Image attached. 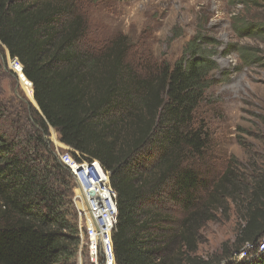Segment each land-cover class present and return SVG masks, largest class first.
Listing matches in <instances>:
<instances>
[{"label":"trees","instance_id":"1","mask_svg":"<svg viewBox=\"0 0 264 264\" xmlns=\"http://www.w3.org/2000/svg\"><path fill=\"white\" fill-rule=\"evenodd\" d=\"M107 1L125 0H0V46L21 65L40 111L22 137L0 122V264H74V181L54 154L49 128L77 160L97 159L109 172L116 264H217L196 254L197 235L228 203L239 221L221 259L252 245L227 264H264V249L256 251L264 238V165L246 173L230 158L215 176L202 166L211 138L196 111L212 85V53L194 37L171 65L144 77L124 62L116 41L90 51L82 5ZM237 26L241 35L263 32ZM252 58L242 51L243 61Z\"/></svg>","mask_w":264,"mask_h":264},{"label":"rangeland","instance_id":"2","mask_svg":"<svg viewBox=\"0 0 264 264\" xmlns=\"http://www.w3.org/2000/svg\"><path fill=\"white\" fill-rule=\"evenodd\" d=\"M82 6L86 11L80 16L83 21V16L86 18L88 28L83 47L100 53L116 41V50L124 62L144 77L155 74L162 65H171L189 40L200 38L201 47L212 53L211 59L216 63L211 73L212 85L196 111V118L204 122L211 138L203 169L215 176L230 158L237 160L246 173L252 166L264 165L263 2L250 6L246 0H125ZM240 21L263 32L241 35L237 32ZM210 41L215 46L204 44ZM243 50L251 52L253 58L243 61ZM13 60L6 47L0 46V122L8 133L22 137L40 111L31 83L27 80L26 85L19 80ZM47 139L53 151L67 150L53 128H49ZM167 213L179 218L175 208ZM238 221L234 207L228 203L199 230L196 254L219 260L217 264L244 258L247 247L241 251L243 256L233 253L229 261L221 259L231 249ZM176 226L177 222L170 230L165 226L163 234L170 235ZM79 246L74 264H91L85 248Z\"/></svg>","mask_w":264,"mask_h":264},{"label":"built area","instance_id":"3","mask_svg":"<svg viewBox=\"0 0 264 264\" xmlns=\"http://www.w3.org/2000/svg\"><path fill=\"white\" fill-rule=\"evenodd\" d=\"M54 154L74 181L71 203L76 214L79 247L85 248L91 264H116L112 234L117 224V205L109 172L97 159L77 160L69 148L64 152L57 149ZM246 247L248 251L253 249L252 245ZM263 249L264 238L256 245L257 252Z\"/></svg>","mask_w":264,"mask_h":264},{"label":"bare ground","instance_id":"4","mask_svg":"<svg viewBox=\"0 0 264 264\" xmlns=\"http://www.w3.org/2000/svg\"><path fill=\"white\" fill-rule=\"evenodd\" d=\"M11 64L13 66L14 71L17 73L19 80L23 81L26 85H29L28 84L29 82H27V80L21 74V65L19 63L14 62V61L13 62L11 61ZM25 88L27 89V92H28L29 87L26 86ZM29 95H30V93H29Z\"/></svg>","mask_w":264,"mask_h":264},{"label":"water","instance_id":"5","mask_svg":"<svg viewBox=\"0 0 264 264\" xmlns=\"http://www.w3.org/2000/svg\"><path fill=\"white\" fill-rule=\"evenodd\" d=\"M21 74L23 75L22 71H21ZM23 77L25 78V76L23 75ZM26 79V78H25ZM27 80V79H26Z\"/></svg>","mask_w":264,"mask_h":264},{"label":"clouds","instance_id":"6","mask_svg":"<svg viewBox=\"0 0 264 264\" xmlns=\"http://www.w3.org/2000/svg\"><path fill=\"white\" fill-rule=\"evenodd\" d=\"M21 70H22V68H21Z\"/></svg>","mask_w":264,"mask_h":264}]
</instances>
